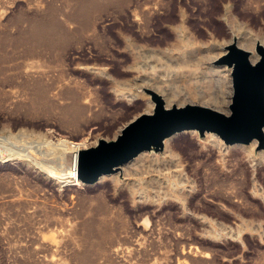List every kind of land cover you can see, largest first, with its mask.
Returning <instances> with one entry per match:
<instances>
[{
  "label": "rangeland",
  "instance_id": "1",
  "mask_svg": "<svg viewBox=\"0 0 264 264\" xmlns=\"http://www.w3.org/2000/svg\"><path fill=\"white\" fill-rule=\"evenodd\" d=\"M234 35L264 44V0H0V264H264L252 142L187 130L95 184L58 177L148 112L145 87L227 112Z\"/></svg>",
  "mask_w": 264,
  "mask_h": 264
},
{
  "label": "water",
  "instance_id": "2",
  "mask_svg": "<svg viewBox=\"0 0 264 264\" xmlns=\"http://www.w3.org/2000/svg\"><path fill=\"white\" fill-rule=\"evenodd\" d=\"M258 58L240 46L234 35L224 46L215 65L231 68L232 94L228 111L200 103L166 106L163 95L149 87L143 90L154 102L151 112H142L127 122L112 139L99 138L80 148L77 176L83 185L97 183L103 175L121 171V166L143 151H162L165 140L175 133L196 130L200 136L216 133L225 144H249L264 149V44L257 41ZM121 174V173H120Z\"/></svg>",
  "mask_w": 264,
  "mask_h": 264
},
{
  "label": "bare ground",
  "instance_id": "3",
  "mask_svg": "<svg viewBox=\"0 0 264 264\" xmlns=\"http://www.w3.org/2000/svg\"><path fill=\"white\" fill-rule=\"evenodd\" d=\"M240 46L246 48V49H251V48H254L253 46L255 45V43L252 41V40H245L244 42L242 43H238ZM253 50V49H252ZM258 58V55H255L253 54L251 56V59L252 61H255L256 59ZM201 65V64H200ZM230 71H231V68L229 69V76L227 77L228 80H226V83H225V86H226V89H222V87L219 85V81L215 84L216 87L218 88V91H220V93H222L223 97H222V100L223 102L225 103V106H226V110L228 111V105L230 103V98H231V94H232V83H231V76H230ZM175 91V90H174ZM176 93V92H175ZM175 93L170 91L168 93V96L164 95V99H165V102H166V106H168L167 104V100L171 99L170 96H175ZM217 94V92L215 91L214 94ZM170 95V96H169ZM217 96V95H216ZM216 98V97H215ZM227 98V100H226ZM150 104V107L147 109L148 112H151L153 110V107H154V102L153 101H150L149 102ZM194 130H192L191 132H193ZM210 133L213 137L217 138V139H221L216 133H213V132H208ZM176 134V133H175ZM175 134H173L172 136L168 137L166 140H165V145H166V142L168 140H170ZM181 135V134H179ZM71 142V141H69ZM169 142V141H168ZM235 144H240V143H234V144H228L229 146L230 145H235ZM252 145H256V140H254L252 142ZM222 147V146H221ZM227 147V145H226ZM237 147V146H236ZM80 148V145L77 146L76 150L72 152L71 154V161H70V165H69V168L70 170L67 171V174L66 175H61L59 174L58 177H60L62 179L63 182H77V183H81L80 179L78 178L77 176V156H78V149ZM238 148V147H237ZM232 149V148H231ZM261 150H264V149H261ZM144 152V151H143ZM142 153V152H141ZM70 154V153H69ZM67 155V154H66ZM134 160L131 159L130 161L126 162L123 164V166H127L128 168V165H131L132 161ZM137 163V162H136ZM134 165V164H133ZM108 175V174H106ZM105 175H103L101 178H103ZM100 178V179H101Z\"/></svg>",
  "mask_w": 264,
  "mask_h": 264
},
{
  "label": "built area",
  "instance_id": "4",
  "mask_svg": "<svg viewBox=\"0 0 264 264\" xmlns=\"http://www.w3.org/2000/svg\"><path fill=\"white\" fill-rule=\"evenodd\" d=\"M79 150V149H78Z\"/></svg>",
  "mask_w": 264,
  "mask_h": 264
}]
</instances>
